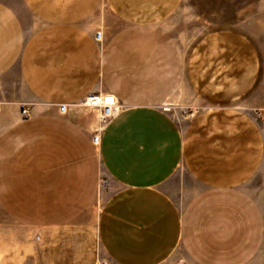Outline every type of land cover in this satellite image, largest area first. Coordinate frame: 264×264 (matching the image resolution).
<instances>
[{
	"label": "crops",
	"instance_id": "1",
	"mask_svg": "<svg viewBox=\"0 0 264 264\" xmlns=\"http://www.w3.org/2000/svg\"><path fill=\"white\" fill-rule=\"evenodd\" d=\"M23 1L0 0L1 209L41 231L52 264H250L264 244L245 187L264 133L240 105L261 72L253 42L216 30L191 43L171 23L183 0ZM106 91L124 108L95 145L76 104Z\"/></svg>",
	"mask_w": 264,
	"mask_h": 264
},
{
	"label": "rangeland",
	"instance_id": "2",
	"mask_svg": "<svg viewBox=\"0 0 264 264\" xmlns=\"http://www.w3.org/2000/svg\"><path fill=\"white\" fill-rule=\"evenodd\" d=\"M12 3L25 11L23 0H12ZM108 14L109 10L103 4L95 17L101 15L103 19ZM171 23L178 24L191 43L216 30L236 31L253 42L261 56V72L257 84L241 99L240 105L255 117L264 133V0H183ZM181 110L186 114L185 108ZM89 114L95 117L93 113ZM175 180L190 187L193 184L184 167L179 169ZM101 186L102 191L91 210L94 220L112 193L113 184L108 177L103 176ZM245 187L264 213V161ZM41 236L39 229L19 223L0 207V264H52L50 255L47 256L43 249ZM250 264H264V244Z\"/></svg>",
	"mask_w": 264,
	"mask_h": 264
},
{
	"label": "built area",
	"instance_id": "3",
	"mask_svg": "<svg viewBox=\"0 0 264 264\" xmlns=\"http://www.w3.org/2000/svg\"><path fill=\"white\" fill-rule=\"evenodd\" d=\"M97 41L102 40V33L97 32L95 35ZM80 108L93 113L96 119V124L93 132V143L98 145L101 141V134L107 129L111 121L118 116L123 110L124 105L117 98V96L111 92H91L79 100L76 104ZM167 107V106H166ZM1 109V104H0ZM69 104L63 103L59 105V111L61 114L66 115L70 111ZM25 115H30L29 108L23 109ZM99 264H108L105 261H101Z\"/></svg>",
	"mask_w": 264,
	"mask_h": 264
}]
</instances>
